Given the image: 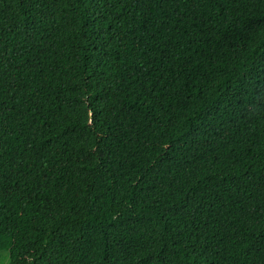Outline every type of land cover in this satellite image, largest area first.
<instances>
[{
    "label": "trees",
    "instance_id": "16d2710c",
    "mask_svg": "<svg viewBox=\"0 0 264 264\" xmlns=\"http://www.w3.org/2000/svg\"><path fill=\"white\" fill-rule=\"evenodd\" d=\"M0 264H264V0H0Z\"/></svg>",
    "mask_w": 264,
    "mask_h": 264
}]
</instances>
